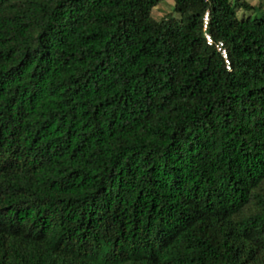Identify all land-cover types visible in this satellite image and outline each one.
Returning <instances> with one entry per match:
<instances>
[{
  "label": "trees",
  "instance_id": "16d2710c",
  "mask_svg": "<svg viewBox=\"0 0 264 264\" xmlns=\"http://www.w3.org/2000/svg\"><path fill=\"white\" fill-rule=\"evenodd\" d=\"M164 1L0 0V264H264V0Z\"/></svg>",
  "mask_w": 264,
  "mask_h": 264
},
{
  "label": "rangeland",
  "instance_id": "374dc122",
  "mask_svg": "<svg viewBox=\"0 0 264 264\" xmlns=\"http://www.w3.org/2000/svg\"><path fill=\"white\" fill-rule=\"evenodd\" d=\"M246 1L251 5H258L261 2V0H246ZM174 7H175V2L173 0H166L153 9V16L157 20L165 19L171 15L177 17L178 15L175 12ZM243 14L247 15L248 12L244 13V10L240 9L239 15L242 16Z\"/></svg>",
  "mask_w": 264,
  "mask_h": 264
},
{
  "label": "built area",
  "instance_id": "2783aa9c",
  "mask_svg": "<svg viewBox=\"0 0 264 264\" xmlns=\"http://www.w3.org/2000/svg\"><path fill=\"white\" fill-rule=\"evenodd\" d=\"M207 23H208V15H206V17H205V28L207 27ZM205 36H206L208 43L212 45L214 43V40H213L211 34L206 32ZM217 47H218V50L221 51L224 58L226 59L227 68L231 69L230 61H229L228 56H227V52H226L225 48L223 47V42L217 43Z\"/></svg>",
  "mask_w": 264,
  "mask_h": 264
}]
</instances>
